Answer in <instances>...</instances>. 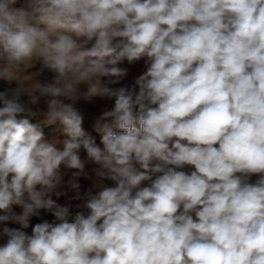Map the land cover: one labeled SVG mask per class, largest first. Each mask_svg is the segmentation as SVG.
I'll list each match as a JSON object with an SVG mask.
<instances>
[{
    "label": "clouds",
    "instance_id": "9594fccd",
    "mask_svg": "<svg viewBox=\"0 0 264 264\" xmlns=\"http://www.w3.org/2000/svg\"><path fill=\"white\" fill-rule=\"evenodd\" d=\"M0 264H264V0H0Z\"/></svg>",
    "mask_w": 264,
    "mask_h": 264
},
{
    "label": "rangeland",
    "instance_id": "374dc122",
    "mask_svg": "<svg viewBox=\"0 0 264 264\" xmlns=\"http://www.w3.org/2000/svg\"><path fill=\"white\" fill-rule=\"evenodd\" d=\"M130 68V72L128 77L124 80V84H126L127 86L131 87L134 84V78L139 75L142 71H143V61L138 62L137 64L133 65V66H129ZM103 107L102 103H97L96 105H84L83 109L86 113V117H85V127L88 131H92L91 129V124L93 122V117L97 114H99V112L101 111V108ZM46 134L49 136L55 135L56 132H58V129H45ZM93 135L96 136L97 138V142H99V136L96 135L95 133H93ZM255 179V177H253V180ZM82 187L87 188L90 186L91 182L87 179H81L80 180ZM109 184V186H111V182H106ZM73 193H69V195H72ZM66 201V198H61L59 202L64 203ZM17 211H20L19 209H17ZM44 218H48L51 219L50 216H45ZM35 222H39L36 218H33V223ZM30 231V229H29Z\"/></svg>",
    "mask_w": 264,
    "mask_h": 264
}]
</instances>
